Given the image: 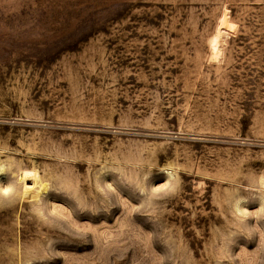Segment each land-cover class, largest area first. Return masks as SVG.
<instances>
[{"label": "rangeland", "instance_id": "obj_1", "mask_svg": "<svg viewBox=\"0 0 264 264\" xmlns=\"http://www.w3.org/2000/svg\"><path fill=\"white\" fill-rule=\"evenodd\" d=\"M0 264H264V0H0Z\"/></svg>", "mask_w": 264, "mask_h": 264}, {"label": "bare ground", "instance_id": "obj_2", "mask_svg": "<svg viewBox=\"0 0 264 264\" xmlns=\"http://www.w3.org/2000/svg\"><path fill=\"white\" fill-rule=\"evenodd\" d=\"M224 20V19H223ZM222 31L221 29H217V31L215 32V34L213 35V37L211 38L210 44H211V49H212V56L213 57H217L219 55V49L217 47V44L222 36ZM214 59V58H213ZM24 196L27 197L28 193H24Z\"/></svg>", "mask_w": 264, "mask_h": 264}]
</instances>
